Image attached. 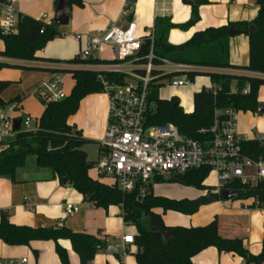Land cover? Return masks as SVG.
Returning <instances> with one entry per match:
<instances>
[{
    "label": "trees",
    "instance_id": "obj_1",
    "mask_svg": "<svg viewBox=\"0 0 264 264\" xmlns=\"http://www.w3.org/2000/svg\"><path fill=\"white\" fill-rule=\"evenodd\" d=\"M6 0H0L4 3ZM59 0H56V4ZM182 4L191 7L188 21L175 25L169 18H158L154 25L153 45L143 38L139 52L128 60L132 64L143 67L147 64V56L153 54V68L150 72L151 83L147 86L146 120L149 126L174 125L180 135L202 142L209 138L202 134L209 130L216 121L222 120L220 114L226 110L238 113H258L259 89L264 86V79L230 76L223 73L199 72L196 69L228 70L234 69L229 61V42L231 38L244 35L249 40V64L243 70L264 76V0H255L258 7L256 17L248 22H233L223 27L206 28L193 34L188 41L179 46L172 45L168 40L171 30L186 31L200 21L199 9L208 4L207 0H181ZM68 5L81 8L83 0H67ZM133 1L129 2V7ZM253 27L251 30L250 28ZM19 32L16 35H1V59L14 61L35 62L36 54L44 49L48 42L60 37V27L53 21L35 20L21 15ZM52 64L64 65L67 68H55L51 73L69 74L74 84L70 94L55 102L40 100L43 111L37 119L36 131H16L15 135L3 144L0 150V178L15 182L16 173L23 169L29 157H33L36 166L48 169L61 182L70 184L83 198V202L93 204L98 209L107 210L111 206L120 207L122 220L126 225L135 228L134 246L137 264H192L191 259L205 251L215 248L219 253L240 256L246 264H264V236L261 253L256 256L245 250V237L227 238L219 234V219L216 217L205 227L184 228L180 226H165L160 214L154 210L177 212L184 216L196 214L200 208L211 203L223 201L221 195L215 193V188L206 186L205 181L211 170L204 167L188 171L184 175H172L168 179L157 178L147 185H137L130 193L122 192L113 184H105L101 179H93L89 175L92 162L88 161L84 148L91 141L84 140L81 133L68 125V120L80 109V103L89 95L104 93L97 75L87 65H103L111 63L99 59H80L76 56L70 61H48ZM113 62V61H112ZM188 65L195 68L186 72L190 82L202 75L208 76L213 89L193 95V112L185 113L178 98L160 99L161 84L169 78L178 76L174 72L164 73L159 68L164 63ZM11 68L7 63L0 62V72ZM134 73L143 75L142 69L136 68ZM107 81L117 85H126L130 77L125 74H105ZM11 84L10 81L0 80V109L11 104L18 106L26 98L17 96L4 102L1 93ZM235 92H233V88ZM18 120V119H16ZM58 144L51 149V144ZM241 152L249 159H264V149L256 140L243 142ZM178 184L183 187H193L205 196L197 199H168L155 196L153 185ZM142 188L145 194L141 195ZM226 189L236 193L232 201L253 199L256 207L264 208V183L254 187L240 185L234 182ZM140 199V200H138ZM165 234L167 237H163ZM264 234V224H263ZM60 240L70 242L72 251L79 257L80 264H91L98 251L106 250V239L97 238L86 233L72 232L64 225L48 228H32L17 226L9 222L6 213H0V241L8 247H28L34 242L52 241L55 253L62 264H69L66 251L59 245ZM36 255V252H34Z\"/></svg>",
    "mask_w": 264,
    "mask_h": 264
},
{
    "label": "crops",
    "instance_id": "obj_2",
    "mask_svg": "<svg viewBox=\"0 0 264 264\" xmlns=\"http://www.w3.org/2000/svg\"><path fill=\"white\" fill-rule=\"evenodd\" d=\"M133 5L126 10L129 2ZM208 4L201 5L199 9L200 21L197 25L186 31L173 29L168 35L169 42L179 46L188 41L190 37L206 28L227 26L235 22L252 21L258 11L255 0H207ZM56 0H19L16 10L21 15L29 16L35 20L45 22L53 21ZM191 7L182 4L181 0H83V6L70 7V19L66 27H60L61 36L47 43L44 49L38 51V61H14L1 59L12 70L1 73V81H10L11 84L1 94L6 103L17 96L26 98L18 106L14 118L20 122L21 113H29L35 107V117L38 119L43 111L41 104L33 103L31 97L36 96L39 86L49 80L50 70L67 68L64 65L52 64L48 61L66 62L79 56L86 48L87 36L106 28L108 25L125 28L128 23L138 25V33L142 39L154 31V23L158 18H169L175 25H182L189 20ZM1 45V44H0ZM3 50L1 45L0 51ZM249 40L244 35L231 38L229 42V61L234 69L212 70L196 69L199 72L223 73L230 76L264 79L263 75L243 70L249 64ZM100 61H115V51L104 47L96 55ZM172 63L163 64L160 70L169 73L173 70ZM134 69H142L134 66ZM195 69V68H194ZM4 71V70H3ZM63 74H61L62 76ZM71 78L70 90L74 84ZM176 77V76H175ZM174 78V77H172ZM169 80L161 84L160 99L170 100L176 97L185 113L193 112V95L202 89H213L208 76L196 77L190 85L183 88L169 86ZM63 82V76H62ZM64 86V83H63ZM235 92L234 86H232ZM258 103L264 108V86L259 89ZM108 97L105 93L89 95L79 106L78 112L68 120V125L75 127L84 140L91 141L96 147V157L99 154V143L107 126ZM33 111V110H32ZM247 117V121L243 118ZM86 120V121H85ZM238 132L248 136L264 139V113L238 114ZM86 153V152H85ZM87 157V154H86ZM88 161L94 163L96 160ZM89 173V172H88ZM89 175L96 180L97 177ZM102 180V179H101ZM103 181V180H102ZM104 182V181H103ZM154 191V195L170 200L197 199L205 196L168 197L163 193ZM66 205L78 206L79 211L72 216L64 215ZM6 213L13 225L29 226L32 228H48L64 225L72 232L94 235L106 239L108 247L114 246L116 253L106 250L98 251L91 264H137L135 260L136 247L123 245L125 235L134 236L135 228L126 225L122 220L120 207L111 206L106 211L98 209L93 204L83 202L82 196L72 190L70 184L61 182L50 170L36 166L33 157L28 158L26 165L16 173L15 182L0 178V213ZM160 214L167 227L180 226L184 228L205 227L216 217L219 219V234L227 238L245 237L243 245L246 251L256 256L261 253L263 240L264 208L256 207L253 199L238 201H221L205 205L191 216H184L177 212L164 213L161 209L154 210ZM175 213V214H174ZM2 245V244H1ZM59 245L66 251L69 264H80L79 257L72 251L70 242L60 240ZM36 252V255L34 254ZM26 259L27 264H62L55 253V244L52 241L34 242L28 247H8L4 243L0 247V260ZM192 264H246L239 256L219 253L215 248L209 247L191 259Z\"/></svg>",
    "mask_w": 264,
    "mask_h": 264
},
{
    "label": "built area",
    "instance_id": "obj_3",
    "mask_svg": "<svg viewBox=\"0 0 264 264\" xmlns=\"http://www.w3.org/2000/svg\"><path fill=\"white\" fill-rule=\"evenodd\" d=\"M19 0L0 2V34L16 35L19 32V12L16 4ZM129 6L126 7L128 11ZM44 16L41 20H45ZM144 38L153 45L154 31ZM142 37L138 25L128 23L125 28L108 25L93 35L87 36V45L79 55L80 59H95L104 47L115 51L116 60L103 65H87L102 85L108 97L107 126L99 143L98 159L92 164L99 179H110L122 192L130 193L137 185H147L157 178L168 179L172 175H184L188 171L208 167L214 175L215 193L221 195L227 185L239 182L240 185L254 187L264 183V159L251 160L241 152L243 142L256 140L264 149V139L238 132V112L226 110L220 113L222 120L216 121L209 130L202 134L209 138L202 142L185 138L177 128L149 126L147 113V86L151 83L152 52L147 56V64L142 67L143 75L135 74L129 58H133L142 46ZM165 64H168L165 62ZM194 70L188 65L174 64V72L169 86L183 88L191 84L186 72ZM105 74H125L130 77L126 85L110 83ZM49 80L42 83L35 91L38 100L44 102L60 101L66 97L62 91L63 82L60 73L54 72ZM18 105L11 104L0 109V150L7 139L15 135L14 114ZM38 121L29 115L20 122V130L36 131ZM145 194L142 188L141 195ZM79 211L78 206L66 205L65 216H72ZM123 245H133L134 239L125 235ZM0 264H27L26 259L0 260Z\"/></svg>",
    "mask_w": 264,
    "mask_h": 264
},
{
    "label": "rangeland",
    "instance_id": "obj_4",
    "mask_svg": "<svg viewBox=\"0 0 264 264\" xmlns=\"http://www.w3.org/2000/svg\"><path fill=\"white\" fill-rule=\"evenodd\" d=\"M0 48H1V45H0ZM8 70H12V68H5L4 71H1V73H5V72H8ZM0 73V75H2ZM63 83H64V86L62 88V91L66 94V96H68L70 94V83H71V78L68 76V74H63ZM31 100L32 102L34 103H37V104H41L40 103V100H38V98L36 96H33L31 97ZM35 107L31 110V112L29 113L30 117H35L36 113H35ZM25 116H27V114H22L21 113V116H19L21 119H23ZM243 120L247 121V117L243 118ZM86 121V120H85ZM84 151L86 152L87 154V157H89V160H96L97 157H96V147L93 146L92 144H89V146H86L84 148ZM31 158V157H29ZM89 173L92 174V176L94 177H97L99 178L98 174L95 173V171L93 170V168L91 167L90 170H89ZM104 181L105 184H112V181L110 179H102ZM205 185L206 186H210V187H213L214 186V175H209L208 178L206 179L205 181ZM153 188L155 190V192H158V193H163L164 195L168 196V197H177L179 195H184L183 197H189V196H199L201 194V191L193 188V187H183L181 185H178V184H172V185H169V184H156V185H153ZM210 205V204H209ZM175 214V213H174ZM3 245V242L0 241V247Z\"/></svg>",
    "mask_w": 264,
    "mask_h": 264
},
{
    "label": "water",
    "instance_id": "obj_5",
    "mask_svg": "<svg viewBox=\"0 0 264 264\" xmlns=\"http://www.w3.org/2000/svg\"><path fill=\"white\" fill-rule=\"evenodd\" d=\"M70 19V6L67 3V0H59L56 4L55 7V15L53 17V22L59 26V27H66L69 23ZM251 30L253 27L250 28ZM258 113L263 114L264 113V108L263 106H259L258 108ZM14 130L19 131L20 130V121L15 120L13 124ZM59 146L57 143L56 144H51V149L56 148ZM66 181H64L65 183ZM221 198L223 201H232L233 199L236 198V193L231 192V191H223L221 193ZM140 200V199H138ZM163 237H167L165 234L162 235ZM108 253L113 252L116 253L114 246L108 247Z\"/></svg>",
    "mask_w": 264,
    "mask_h": 264
}]
</instances>
